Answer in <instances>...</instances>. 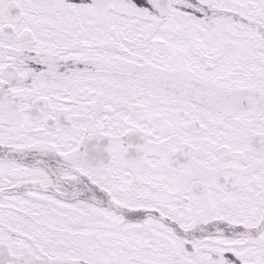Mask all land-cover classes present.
<instances>
[{"label":"snow or ice","instance_id":"snow-or-ice-1","mask_svg":"<svg viewBox=\"0 0 264 264\" xmlns=\"http://www.w3.org/2000/svg\"><path fill=\"white\" fill-rule=\"evenodd\" d=\"M0 264H264V0H0Z\"/></svg>","mask_w":264,"mask_h":264}]
</instances>
